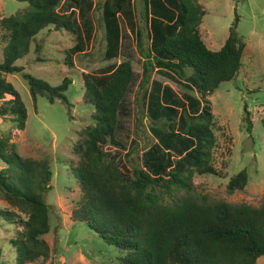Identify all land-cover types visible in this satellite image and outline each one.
Masks as SVG:
<instances>
[{"label": "trees", "instance_id": "16d2710c", "mask_svg": "<svg viewBox=\"0 0 264 264\" xmlns=\"http://www.w3.org/2000/svg\"><path fill=\"white\" fill-rule=\"evenodd\" d=\"M18 1L26 6L0 20L8 35L0 61V117L9 116L18 129H23L26 108L3 75L21 73L34 106L37 97L44 96L49 103L58 100L69 109L65 92L71 77L65 76L60 84L51 86L23 72L15 61L28 54L32 43L39 54L42 45L37 35L42 30H76L71 20L57 12L62 0ZM139 1L149 46L144 47L142 32L132 21V0H102L106 40L102 56L110 60L118 55L117 15L121 14L131 31L135 30L137 51L143 58L140 87L144 89L151 82L146 116L158 143L144 152L143 166L133 168L132 177L126 179L118 161L103 147L121 146L115 136L117 115L133 80L131 62L121 61L99 74L82 73V99L92 106L94 123L81 131V139L72 149L78 156L71 170L80 198L71 217L124 252L118 257L120 264H256L264 256V200L258 206L231 204L197 195L194 190L196 174H217L212 164L215 136L209 104L192 96L178 103L170 88L150 81L154 70L169 71L187 79L201 99H206L221 83L236 77L245 43L230 28L219 50L208 49L199 32L205 10L197 0ZM74 50L78 49L69 53ZM69 53L64 62L72 67ZM37 60L43 61L39 55ZM0 160L4 163L0 198L25 216L18 219L21 230L12 240L15 264L45 260L49 246L42 236L49 231V205L44 194L50 188V162L19 156L9 137L0 139ZM247 180L248 173L242 169L228 179L226 187L229 191L242 189Z\"/></svg>", "mask_w": 264, "mask_h": 264}, {"label": "rangeland", "instance_id": "374dc122", "mask_svg": "<svg viewBox=\"0 0 264 264\" xmlns=\"http://www.w3.org/2000/svg\"><path fill=\"white\" fill-rule=\"evenodd\" d=\"M197 1L205 10L199 32L208 49L219 50L230 28L245 43L242 66L236 77L221 83L206 99H201L187 79L169 71L154 70L150 81L157 80L162 87L170 88L178 103H185L186 96H192L210 106L215 136L212 164L217 174H196L192 179L195 193L207 195L211 200L258 206L264 200V0ZM100 2L62 0L57 12L71 20L76 31L44 29L37 35L42 45L39 54L34 52L32 43L28 54L15 61L23 72L51 86L60 84L65 76L71 77L72 83L65 92L71 103L69 109L58 100L49 103L44 96L37 97L34 106L21 73L3 75L19 93L27 118L24 128L18 129L9 116L0 117V139L9 137V144H13L16 153L23 158L47 159L52 173L50 188L44 194V201L49 205V231L42 236L49 246V254L45 260L40 258L26 264H120L118 257L124 254L85 223L71 217L80 198L79 184L71 170L76 166L78 156L72 149L81 139V131L94 123L91 118L93 108L82 99V73L99 74L105 67L116 66L125 60L131 62L133 80L117 115L115 136L121 146L107 144L103 147L118 161L126 179L132 177L133 168L143 166L144 152L158 143L146 116L151 82L144 89L140 87L143 58L137 51L135 30L131 31L127 20L118 14L119 52L117 57L105 60L102 54L106 40ZM25 6L26 3L18 0H0V20ZM131 10L135 29L141 30L143 45L148 47L150 42L147 25L142 19V2L132 0ZM7 40V32L0 24V61ZM70 49L78 50L69 53ZM68 53L72 67L64 62ZM37 55L43 61H38ZM177 109L181 111L180 107ZM2 167L4 163L0 160V169ZM242 169L248 173L247 184L242 189L229 191L226 187L228 179ZM18 219H25L24 214L0 198V263L15 264L12 240L21 230ZM256 264H264V256L259 257Z\"/></svg>", "mask_w": 264, "mask_h": 264}]
</instances>
